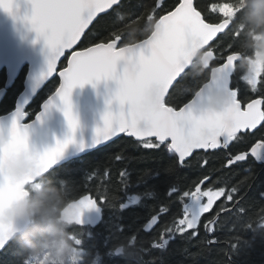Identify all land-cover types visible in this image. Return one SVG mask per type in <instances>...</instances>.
Here are the masks:
<instances>
[{
    "label": "snow or ice",
    "instance_id": "1",
    "mask_svg": "<svg viewBox=\"0 0 264 264\" xmlns=\"http://www.w3.org/2000/svg\"><path fill=\"white\" fill-rule=\"evenodd\" d=\"M30 3L31 15L23 19L28 21L38 35L44 37L50 52L47 72L42 73V78L53 75L58 59L66 50L78 45L99 14L115 12L121 7V0H30ZM225 6L234 8L233 2L218 0L210 3L206 9L198 10L194 0H178L172 10L159 19H155L154 15L148 16L149 20L155 21V30L151 37L139 44L135 50L119 46L122 37L117 34L114 38L110 37L108 42L94 43L83 50L72 51L67 67L59 72V87L44 103L43 109L46 111L53 105V101L58 99L68 129L73 132L78 126V119L72 110L70 98L72 89L85 83L112 79L116 83L113 98L120 105V110L116 113L112 111L104 113V125L95 130L91 147L95 148L103 141H108L119 134H127L136 138L146 149H156L163 153L166 148L170 154L169 159H174L180 165H183L196 150L231 152L234 148H242L240 154L225 157L227 160L225 166L229 168L239 162H246L249 158L258 160L264 152V135L256 138V133L264 129V95L249 99L247 103L241 102L238 90L232 87L234 62L231 46L227 49L228 54L222 57V62L212 68L210 81L205 85L225 94V103L221 109L210 111L199 106L203 89L197 92L192 101L178 110L169 106L166 99L174 82L181 78L189 67L182 65L180 59L186 51L193 47L204 50L206 52L204 65L211 67L210 62L215 60L217 51V47H214L216 41L232 28L236 19L235 9L231 15H226ZM17 8L16 0H0V9L14 17ZM205 10L208 15L203 14ZM232 35L238 36L239 33L233 32ZM181 66L183 71H180ZM262 74L264 72L253 74L244 80L255 90L264 83L260 79ZM152 85L157 87H151ZM24 115L25 113L17 108L12 113L9 124L6 127L0 126V157L7 159L27 149V125L21 123ZM41 115L43 112L36 118L40 119ZM70 143H74L72 135L66 136L62 141L57 140L53 146L37 153L36 172L49 173ZM78 147L84 149L89 146L81 142ZM116 159L120 160L122 157L117 156ZM126 175H128L126 171L121 173L122 178ZM31 181V174L16 179L0 167V206L24 192L25 185ZM202 184L203 181L196 185L194 191L183 193L186 200L199 203V211L193 213L187 206L188 203H185L182 216L172 221L174 227L165 228L151 244V248L165 251L178 238L186 237L189 240L198 238L201 216L213 208L217 198L226 195L228 202L235 199L233 195L235 189L202 191ZM236 194L238 195V192ZM260 196L264 199V193ZM204 198L207 199L206 203ZM139 201V196H132L128 204H121V208L135 205ZM100 208L96 199L85 194L70 202L65 212L76 221V225L84 226L83 212L95 210L99 213ZM222 210L227 215L228 212H235V206ZM157 219L152 217L151 223L154 224ZM216 223L209 221L205 224L206 232L214 235ZM137 240L138 237L133 236L126 242L125 248H117L116 252L125 251L136 256L135 264H148L140 259L135 251ZM240 242L237 241L234 248H237ZM76 243L83 257L86 252L83 247L84 241L77 239ZM10 244L22 250L10 235V226L0 220V250ZM96 255L100 264H105L104 257L111 258L113 253L109 250ZM98 261L94 260L93 264H98ZM25 264H31V257H28ZM80 264H84V260L81 259Z\"/></svg>",
    "mask_w": 264,
    "mask_h": 264
},
{
    "label": "trees",
    "instance_id": "2",
    "mask_svg": "<svg viewBox=\"0 0 264 264\" xmlns=\"http://www.w3.org/2000/svg\"><path fill=\"white\" fill-rule=\"evenodd\" d=\"M156 2L157 0H121V7L115 12L108 11L94 21L77 49L108 42L110 37L114 38L117 34L122 37L119 42L121 47L147 38L155 24L148 16L154 15L155 19H159L171 11L178 0H164L160 6ZM213 2L218 0H194L198 10L206 9ZM220 2L234 4V8H231L233 11L235 9L236 19L232 28L216 41L214 47H217V51L215 60L210 63L211 67H205L200 56H197L173 85L166 97L171 107L178 109L193 97L208 80L210 69L218 66L222 57L228 54L229 46L232 53H240L242 57L235 65L236 71L245 64L246 58L253 56L249 39L250 25L246 19L251 7L250 0ZM203 14L208 15V12L205 10ZM233 32H238L239 35L233 36ZM68 55L69 53L59 63V69L65 67ZM26 71L27 66H24L7 88L0 102V115L14 109L16 98L23 89ZM235 74L232 76V86ZM5 80V69H1L0 89ZM58 84L59 79L55 76L37 93L25 109L27 120L35 116L41 103L54 92ZM245 85L247 86L243 83L242 87ZM246 100L243 98L241 101ZM261 135H264V129L256 133V138ZM242 150H201L180 165L174 159H169L170 154L166 148L163 153L156 149H146L137 140L121 135L105 146L67 161L48 174L54 183L63 182L68 202L90 193L103 207L102 220L96 227L73 226L72 239L75 246L77 247V239L84 241L86 252L81 257L84 264H93L94 260H99L96 253L109 250L113 255L111 258L104 257L105 264H135L136 256L125 251L120 255L115 254V250L120 246L125 248L126 242L133 236L138 237L135 251L148 264H264V199L260 196L264 193V166L252 158L230 168L225 166L226 156L236 155ZM117 156L122 159L117 160ZM124 171L128 175L122 178L121 173ZM202 181V190L235 189L238 195L233 193L235 199L232 202H228L226 195L214 202L213 208L201 216L198 238H178L165 251L151 248L156 237L165 228L174 227L172 221L182 216L185 199L183 193L194 191ZM126 185L131 187L126 188ZM132 196H139L140 201L122 209L121 204H126ZM237 200L239 203L235 204ZM234 204L235 212L220 214L216 219L215 234L208 236L205 224L223 208ZM158 212H163L159 224L151 232L145 233L143 225ZM237 241L241 242L234 248ZM22 250L10 244L0 251V264H25L29 256ZM79 251L81 253L80 249Z\"/></svg>",
    "mask_w": 264,
    "mask_h": 264
},
{
    "label": "water",
    "instance_id": "3",
    "mask_svg": "<svg viewBox=\"0 0 264 264\" xmlns=\"http://www.w3.org/2000/svg\"><path fill=\"white\" fill-rule=\"evenodd\" d=\"M163 1L164 0H157L156 2L157 6H160V4ZM16 4L18 5V8L16 9L15 17L0 9V70L5 69V74H6V80L4 86L0 89V102L3 99L7 88L11 86L12 82L20 74L21 69L24 66H27V71L23 81V89L16 98L15 107L10 112L0 115V126L6 127L9 124L11 115L14 112V110H16L17 108L22 110L25 113V115L21 123L27 125L26 131L28 133V140H27L28 147L26 150L19 151L9 156L7 159L0 157V167H3L7 172V174L11 176L8 172V166L21 153H29L32 150H35L37 154L39 152L44 151L46 148L53 146L57 140L62 141L68 135L73 136L74 143H70L69 145H67L64 153L60 156V158L56 161V163L49 171L66 163L69 160L80 158L83 155L95 149L105 146L110 142L119 138L121 135H125L126 137H129L127 134H119L116 137H111L108 141H103L100 145H97L95 148L90 146L95 136V130L97 128H102L104 125V121H103L104 113L106 111H112L113 113H116L117 111L120 110V105L113 98L114 91L116 88V83L112 79H107V80L101 79L99 81H93L92 83H85L83 86H76L72 89L71 97H70L72 103V110L78 119V126L73 132H70V130L68 129L66 120L61 110L62 105L60 104L58 99H55L53 101V105L50 106L46 111L43 109L44 103L47 102L48 99L53 96L56 89L41 103L40 109L35 114V116L31 120H27V113L25 109L35 98L37 93L45 86V84L50 79H52L55 76L58 77L60 84L59 72L63 68L67 67L68 58L71 56L72 51H80L83 50L84 48L77 49L78 45H75L73 46L72 49L66 50L65 53L58 59L56 69L53 75L51 77L44 76L42 78V73L47 72V62L50 57L49 49L45 43L44 37L38 35L35 32V30L31 27V25L28 23V21L23 19V17L31 15L32 9H31L30 0H16ZM103 14L105 13L99 14V16ZM154 30H155V24L153 27V31L147 38L126 45L125 47L135 50L139 44L143 43L145 40L151 37ZM67 53H69V55L66 59V65L65 67L59 69L58 65L65 58V55ZM200 54H201L200 56L201 63L204 65L206 52L198 47H193L182 55V57L180 58L182 60V65H190L191 62ZM240 60H241V54L237 52H233L232 53V61L234 62L232 63L233 69L235 67V64L238 63ZM212 68L210 69L208 80L205 83H203L202 86L198 89V91L203 89V96L199 101V106L210 111L221 109L225 103V94L223 92L218 91L212 87H205V85L210 81V77L212 75ZM117 70L118 71L120 70L119 64L117 65ZM180 71H183L182 66L180 68ZM176 82H174V84ZM59 84L57 88L59 87ZM151 87H157V85H152ZM197 92L185 104L192 101L196 96ZM184 105H182L181 107H183ZM42 112L43 115L40 116V119H37L36 118L37 115ZM130 138L136 140V138L134 137H130ZM81 142H83L85 145H88L89 147L80 149L78 145ZM197 151H201V150H196L194 151V153ZM257 162L260 165L264 166V163H262L264 162V152L261 153L260 158L257 160ZM29 174H25L20 177H13V176L11 177L20 179ZM24 194L25 192H22L20 195L11 198L7 203L0 206V216L3 215L5 210L8 207H10L12 203L18 201ZM85 194L91 195L90 193H85ZM80 197L76 199H79ZM92 197L96 199L94 196ZM237 203H239V200L235 202V204ZM235 204L231 207H228L227 209H232L235 206ZM99 205L101 206L99 213H97L95 210H85L83 212L82 219L84 221V226H89L93 228L96 227L101 222L103 217V207L100 203ZM162 213L163 212H158L153 216H151L147 220V222L143 225L142 230L145 233L151 232L159 224L160 216L162 215ZM223 213H224L223 210H221L213 217L212 221H216L219 215ZM152 217L158 218L154 224L151 223ZM207 234L208 236L210 235L208 232ZM118 248H122V247L120 246ZM121 253L122 252L117 253L115 250L116 255H120Z\"/></svg>",
    "mask_w": 264,
    "mask_h": 264
},
{
    "label": "clouds",
    "instance_id": "4",
    "mask_svg": "<svg viewBox=\"0 0 264 264\" xmlns=\"http://www.w3.org/2000/svg\"><path fill=\"white\" fill-rule=\"evenodd\" d=\"M250 5L246 19L254 58L264 55V0H250ZM35 155V150L21 153L9 164L11 176L30 173L33 179L0 220L10 226L12 239L31 257V264H80L81 253L72 239L76 221L65 212L66 188L54 183L47 171L36 172Z\"/></svg>",
    "mask_w": 264,
    "mask_h": 264
},
{
    "label": "flooded vegetation",
    "instance_id": "5",
    "mask_svg": "<svg viewBox=\"0 0 264 264\" xmlns=\"http://www.w3.org/2000/svg\"><path fill=\"white\" fill-rule=\"evenodd\" d=\"M251 51H252V49H251ZM257 54H259V53H257ZM257 54L255 55V57L257 56ZM198 56H201V54ZM241 59H242V57H241ZM252 59L253 58H246V60L244 61L245 64L241 68H239L237 71H236V67H234L233 75L235 74V71H236V74H235V83H234V86H232V87L234 89L238 90L239 99L241 97L240 100H243V98L247 99L245 102L241 101L242 103H247L249 99H255V98H258L259 96L264 95V83L259 85L257 87V89L253 90L251 88V86L244 80L245 77L249 76V73H250L249 67H250V62L252 61ZM261 62H262V64H261L262 67L257 74H259L260 72H264V55H262V57H261ZM245 69H247V71H245ZM260 79L262 81H264V74L261 75ZM243 83H246L247 86L245 85L244 87H242ZM251 95H254V96L252 98H250Z\"/></svg>",
    "mask_w": 264,
    "mask_h": 264
},
{
    "label": "rangeland",
    "instance_id": "6",
    "mask_svg": "<svg viewBox=\"0 0 264 264\" xmlns=\"http://www.w3.org/2000/svg\"><path fill=\"white\" fill-rule=\"evenodd\" d=\"M224 11H225V14L226 15H229V14H232L233 13V9L231 7H228V6H225ZM261 57H262L261 54H257V56L255 58H253L252 61L250 62V67H249L250 68L249 69L250 73H249V76H252L253 74H257L260 71V69L262 67V65H261L262 64ZM202 191H207V190H202ZM212 191H217V190H212ZM129 198H128L126 204L129 203ZM204 202L205 203L207 202V199L206 198H204ZM185 203H188L187 206L190 208V210L193 213H196V212L199 211V203L197 201H188V200L184 199V205H185Z\"/></svg>",
    "mask_w": 264,
    "mask_h": 264
},
{
    "label": "bare ground",
    "instance_id": "7",
    "mask_svg": "<svg viewBox=\"0 0 264 264\" xmlns=\"http://www.w3.org/2000/svg\"><path fill=\"white\" fill-rule=\"evenodd\" d=\"M212 221V220H211Z\"/></svg>",
    "mask_w": 264,
    "mask_h": 264
}]
</instances>
